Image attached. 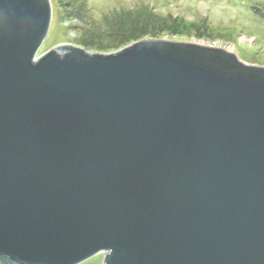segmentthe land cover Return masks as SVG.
<instances>
[{"label": "water", "instance_id": "water-1", "mask_svg": "<svg viewBox=\"0 0 264 264\" xmlns=\"http://www.w3.org/2000/svg\"><path fill=\"white\" fill-rule=\"evenodd\" d=\"M50 0H0V257L264 264V66L142 39L37 54Z\"/></svg>", "mask_w": 264, "mask_h": 264}, {"label": "rangeland", "instance_id": "rangeland-1", "mask_svg": "<svg viewBox=\"0 0 264 264\" xmlns=\"http://www.w3.org/2000/svg\"><path fill=\"white\" fill-rule=\"evenodd\" d=\"M253 1L264 2L51 0L49 30L37 54L64 43L88 52L111 53L131 44H124L129 38L155 35L154 39L224 48L246 64L264 66V13L251 14ZM81 39L85 46L79 45ZM102 256L96 254L79 264H101Z\"/></svg>", "mask_w": 264, "mask_h": 264}, {"label": "trees", "instance_id": "trees-1", "mask_svg": "<svg viewBox=\"0 0 264 264\" xmlns=\"http://www.w3.org/2000/svg\"><path fill=\"white\" fill-rule=\"evenodd\" d=\"M51 1V0H50ZM254 3V4H253ZM253 3H251L252 4V7H251V9H252V11H251V14H254L255 13V15L256 16H258V14L259 13H264V2L262 1V2H258V1H253ZM253 10H255V11H253ZM257 12V13H256ZM144 37H145V35L143 36H139V37H135V38H129L127 41H125V43L124 44H128V43H130V42H135V41H138V40H140V39H144ZM157 38V36H155V35H150V38H152V39H154V38ZM75 40H79V39H75ZM81 44H79V45H82V46H85V41L84 40H82L81 39ZM124 44H122V45H124ZM121 45V46H122ZM95 49V48H94ZM0 264H15V263H13V262H11V261H9V260H7L6 258H4V257H0Z\"/></svg>", "mask_w": 264, "mask_h": 264}]
</instances>
